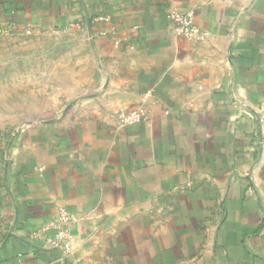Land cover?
<instances>
[{
  "label": "crops",
  "instance_id": "obj_1",
  "mask_svg": "<svg viewBox=\"0 0 264 264\" xmlns=\"http://www.w3.org/2000/svg\"><path fill=\"white\" fill-rule=\"evenodd\" d=\"M0 264H264V0H0Z\"/></svg>",
  "mask_w": 264,
  "mask_h": 264
},
{
  "label": "built area",
  "instance_id": "obj_2",
  "mask_svg": "<svg viewBox=\"0 0 264 264\" xmlns=\"http://www.w3.org/2000/svg\"><path fill=\"white\" fill-rule=\"evenodd\" d=\"M170 20L173 27L184 37L197 38L200 35V30L194 23L192 12H172L170 14ZM148 97L149 94H146L144 96V100H146ZM148 121V112L145 108L120 113L117 118V124L119 127L148 123ZM61 216L65 222H69V216L66 212H62ZM63 248L65 250H68L69 244L67 242H64Z\"/></svg>",
  "mask_w": 264,
  "mask_h": 264
}]
</instances>
